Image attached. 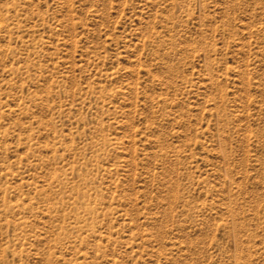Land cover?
Here are the masks:
<instances>
[{"label": "rangeland", "instance_id": "374dc122", "mask_svg": "<svg viewBox=\"0 0 264 264\" xmlns=\"http://www.w3.org/2000/svg\"><path fill=\"white\" fill-rule=\"evenodd\" d=\"M0 264H264V0H0Z\"/></svg>", "mask_w": 264, "mask_h": 264}]
</instances>
